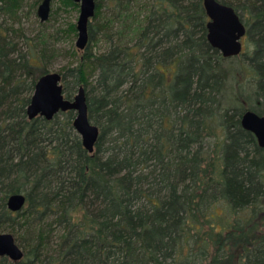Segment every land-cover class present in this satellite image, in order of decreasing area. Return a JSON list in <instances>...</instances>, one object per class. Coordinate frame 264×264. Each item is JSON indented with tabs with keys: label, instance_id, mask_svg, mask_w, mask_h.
<instances>
[{
	"label": "rangeland",
	"instance_id": "rangeland-1",
	"mask_svg": "<svg viewBox=\"0 0 264 264\" xmlns=\"http://www.w3.org/2000/svg\"><path fill=\"white\" fill-rule=\"evenodd\" d=\"M226 1L245 28L243 52L230 58L207 39L205 10L196 11L203 0H94L87 31L100 60L82 84L89 123L98 131L89 154L93 163L83 175L72 162L79 149L85 151L73 127L74 110L30 121L22 136L4 131L5 160L14 159L16 140L27 136L35 145L12 175L0 179V228L8 210L2 202L11 194L23 195L25 206H44L49 197L38 175L50 159L68 170L62 179L69 174L78 183L63 192V206H82L93 223L89 264H206L222 258L215 250L225 228L222 210L248 218L264 212V148L241 126L246 111L264 118V0ZM41 2L21 0L12 19L2 14L0 22L32 38L41 24ZM196 12L200 16L187 24ZM78 14L64 13L55 0L42 23L54 51L47 69L65 74L68 100L79 88L68 71L78 62L73 51H79L76 35L66 30ZM162 159L185 168L179 185L162 169ZM212 171L223 175L214 179ZM202 182L210 188L199 191ZM163 195H172L170 209L159 207ZM257 242L262 254L245 250L238 264L262 263L264 238Z\"/></svg>",
	"mask_w": 264,
	"mask_h": 264
},
{
	"label": "trees",
	"instance_id": "trees-1",
	"mask_svg": "<svg viewBox=\"0 0 264 264\" xmlns=\"http://www.w3.org/2000/svg\"><path fill=\"white\" fill-rule=\"evenodd\" d=\"M216 1L229 6L226 0ZM61 2L64 6V13L79 10V5L72 0H61ZM20 3L21 0H0V15L7 14L12 19ZM198 10H201L204 15L203 7L196 11ZM197 16H200L197 12L187 16L185 22L190 24L191 20L196 19ZM44 27L45 24H40L36 34L31 38L25 34L23 29H14L13 26L9 27L4 22H0V137L4 131L18 132L22 136L31 128V123L26 117V108L36 81L42 75L49 73L46 64L54 55L48 40L51 34H48L43 29ZM66 31L69 36L77 35L75 24H69ZM127 55L132 56L131 53ZM74 56L78 57V62L68 71L75 77L73 85L75 88L82 86L85 82V75L100 59L93 56L89 43L83 52L74 50L72 58ZM60 76L63 81L65 74H60ZM68 93L63 86V95L66 99H68ZM34 145L35 141L27 136L24 140H16L13 146L14 159L5 160L0 157V179L12 175L15 168L29 158V151ZM72 162L76 164L79 173L84 175L93 163V157L79 149ZM160 165L168 173L173 185L181 183L185 168L180 162L162 159ZM66 172L68 170L66 171L62 165L47 159L38 175L40 189L49 197L44 206H24L17 213L7 210L0 233L11 234L16 244L22 249L24 256L16 263L6 257H0V264L90 263L94 252L90 239L94 232L93 223L82 206L78 211L70 210V206H63L62 200L65 197L63 192H70L78 185L76 178H71L69 174L68 179H62ZM222 175L220 171H212L214 179ZM207 181L212 183L211 180ZM236 187L242 189V186ZM202 188L207 190L210 187L209 184L202 182L199 184V191ZM81 190L82 187L79 188V191ZM173 202L172 195L171 197L163 195L159 207L170 209ZM2 203L6 207L5 200ZM222 211V215L226 216L225 228L215 248L222 258L215 263L206 264H238L240 255L252 248H256L258 253L262 254L261 245L257 240L264 238V212L248 218L241 215L234 216L225 209ZM217 218L222 220L221 215ZM162 227L164 226L160 228ZM254 241L256 244L253 243ZM262 259L261 264H264V256Z\"/></svg>",
	"mask_w": 264,
	"mask_h": 264
},
{
	"label": "water",
	"instance_id": "water-1",
	"mask_svg": "<svg viewBox=\"0 0 264 264\" xmlns=\"http://www.w3.org/2000/svg\"><path fill=\"white\" fill-rule=\"evenodd\" d=\"M51 0H42L37 7L36 15L39 22L45 23L50 16ZM79 5V14L75 24V48L83 52L89 43L87 26L95 12L94 0H72ZM203 8L208 19L207 39L212 48L218 50L223 57L230 58L241 52V39L245 35V28L239 22L234 10L218 3L216 0H203ZM62 78L56 72L42 75L35 83L33 94L26 108L28 121L43 118L50 121L58 113L74 110L76 117L73 127L81 136L82 147L87 154H92L97 141L98 131L91 126L88 120V108L84 88L80 86L72 100L63 95ZM241 126L252 133L260 147L264 148V118L246 111L242 116ZM26 203L21 194H12L7 199V209L11 213L20 212ZM23 251L16 244L14 237L9 233L0 234V257H6L11 262L23 259Z\"/></svg>",
	"mask_w": 264,
	"mask_h": 264
},
{
	"label": "flooded vegetation",
	"instance_id": "flooded-vegetation-1",
	"mask_svg": "<svg viewBox=\"0 0 264 264\" xmlns=\"http://www.w3.org/2000/svg\"><path fill=\"white\" fill-rule=\"evenodd\" d=\"M244 37V36H243ZM242 45V44H241ZM243 52V48L241 47V52H240V54ZM12 195V194H11ZM26 199V198H25Z\"/></svg>",
	"mask_w": 264,
	"mask_h": 264
}]
</instances>
